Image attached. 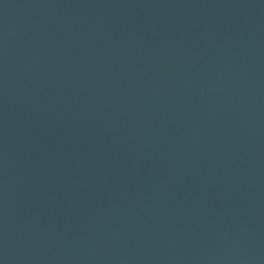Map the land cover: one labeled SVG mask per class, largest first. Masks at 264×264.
Wrapping results in <instances>:
<instances>
[{"label":"water","instance_id":"95a60500","mask_svg":"<svg viewBox=\"0 0 264 264\" xmlns=\"http://www.w3.org/2000/svg\"><path fill=\"white\" fill-rule=\"evenodd\" d=\"M0 264H264V0H0Z\"/></svg>","mask_w":264,"mask_h":264}]
</instances>
